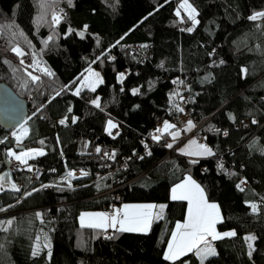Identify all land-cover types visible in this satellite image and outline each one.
Instances as JSON below:
<instances>
[{"label": "trees", "instance_id": "16d2710c", "mask_svg": "<svg viewBox=\"0 0 264 264\" xmlns=\"http://www.w3.org/2000/svg\"><path fill=\"white\" fill-rule=\"evenodd\" d=\"M181 1L0 0V80L29 104L17 128L0 123V264H202L193 252L165 259L188 209L170 192L186 175L220 203L218 229L236 233L214 240L216 255L203 264H264V18L249 19L264 12V0H189L199 23ZM90 66L103 80L77 95ZM185 110L213 154L178 152L182 135L168 147L173 128L152 138L161 119L175 127L190 121L180 118ZM20 126L26 133L18 143ZM11 147H43L44 154L21 163ZM31 164L43 168L38 180ZM74 168L88 173L59 180ZM140 200L166 205L147 232L79 220L87 209L114 213L115 204ZM248 233L255 237L251 255Z\"/></svg>", "mask_w": 264, "mask_h": 264}, {"label": "snow or ice", "instance_id": "6c2138e0", "mask_svg": "<svg viewBox=\"0 0 264 264\" xmlns=\"http://www.w3.org/2000/svg\"><path fill=\"white\" fill-rule=\"evenodd\" d=\"M71 2V0H69ZM43 6V5H42ZM181 9H184L187 12L188 18L191 19L194 23H199V21L196 19L197 11L192 6V4L189 3V0H183V3L180 5ZM177 15H180V12L177 11ZM264 18V12L262 13H256L249 17V19L255 21L257 19ZM52 20L54 23L58 24L61 20V16L58 14H54L52 17ZM87 27V26H85ZM188 31H192V28L187 29ZM81 36H83V32L80 33ZM49 40L52 39V37L48 38ZM47 42H45L46 45ZM12 51L17 55L22 57L25 55L23 49H21L19 46H15L12 48ZM35 56V53L33 54ZM21 63H23V60H21ZM43 71L51 76L53 73L48 69H43ZM91 71V70H89ZM247 71L246 69L244 70ZM91 74L97 78H99L98 72H91ZM29 75H31L29 73ZM33 80H38L39 77L32 76ZM121 81L123 80V74H120ZM99 82H102V80H99ZM89 87H92V90L95 91V87L91 84L88 85ZM80 89L77 88L76 94H79ZM138 89L133 90V94L138 92ZM93 104L96 105V107H100L99 99L92 101ZM178 111H183L182 108H179L177 106ZM256 121L254 120L253 123ZM61 123H64V121H61ZM109 128L116 127L112 123L111 120L108 121ZM189 129L193 127L192 122H188ZM175 128V125L169 124L168 122L164 123L163 129H157V132H165L169 129ZM111 134V133H109ZM173 137V139H176L179 135L178 132H172L170 133ZM227 133H225L226 135ZM154 140H159L160 136L153 135L152 137ZM19 140L20 137H17ZM43 143V141H41ZM195 141H192L191 144H195ZM168 147H172L171 144L168 145ZM190 147V146H189ZM200 152L197 153H191L186 152L185 154H208L211 155V149L207 148L204 145H199ZM97 152L100 151L99 148L96 149ZM184 151V150H181ZM30 152H35L37 155H43L44 153L42 151H36V150H29L28 152H24L20 155H17L16 153H11L15 157L16 160L20 161L21 163H27V160L25 157L30 155ZM105 155H108L105 153ZM114 158V154L112 157ZM195 163V161H193ZM70 175H72L70 173ZM86 175V173H85ZM6 178L0 176V190L4 189ZM47 187V186H45ZM11 188L15 191H20V189L15 185L12 184ZM243 190V189H241ZM29 195L31 193H28ZM173 200H186L189 203L188 208V218L186 222L184 223H177L176 229L172 233L171 242L168 245V250L165 255V259L169 261H175L181 256L186 255L189 252H193L196 256H198L203 264V261L206 260L209 256L216 255L215 250L210 247L209 237L212 238V240L221 239L224 237H230L235 236L236 233L234 231L232 232H225V233H219L216 230V224L220 221V214L218 205L214 203H209L206 195L204 193L203 188L200 187L199 184H197L192 178L189 176L183 183L176 185L172 189V197ZM159 207L161 209V212L163 211V208L166 207L164 205L156 206V205H136V206H130L125 205L123 209V215L121 218V210L117 209L116 214L113 216H108V214H97L100 217L99 223H93L89 224V227H99V228H105V227H112L116 228L117 224L120 225L118 231L126 232V231H135V232H147L152 223L153 219V209ZM253 212L257 211V206L252 205ZM89 215V214H84ZM37 216L42 219L43 214L37 213ZM84 217H81V221L83 222ZM110 221V223H109ZM8 226H11L12 220H8L7 222ZM4 231H7V228L3 229ZM246 240L249 242L254 241V236H248L246 237ZM203 246V247H202ZM249 248H252V244L249 243ZM39 254V246H37V250L33 252V256ZM51 253L49 252V256ZM249 255H251V251L249 252Z\"/></svg>", "mask_w": 264, "mask_h": 264}, {"label": "rangeland", "instance_id": "374dc122", "mask_svg": "<svg viewBox=\"0 0 264 264\" xmlns=\"http://www.w3.org/2000/svg\"><path fill=\"white\" fill-rule=\"evenodd\" d=\"M182 3H183V0L181 1V4ZM189 3L191 4L190 1H189ZM179 11H180V9H179ZM33 61H34L35 64L39 63V60H37V56L36 55L33 56ZM89 70H91V71H89ZM91 72H98L99 73V78L93 76L91 74ZM81 80L82 81L80 82V85L77 87L80 90H81V88H89V89H92V87H89L88 86L89 84H91L92 86L96 87L99 83H101V82H99V80H103V79H102V75H101L100 71L97 68H94L93 66H90V68H87V71L85 72V74L83 75V78ZM77 88L75 89V91L77 90ZM79 93H80V91H79ZM111 121L115 125V121H113V120H111ZM190 121L191 122H194V124L196 123L194 118H191ZM165 122L166 121H164V120L161 121L160 122V126L158 127V129H163V126H164V123ZM167 122L169 124H171L170 121H167ZM188 122L189 121H187V122H181V123H179V126L173 128L172 132H178L179 135L177 136L176 139H173V137L171 135L169 137V141L167 142V145L171 144L172 145L171 148H173L174 147V144L178 141V139L183 136L182 135V130H183L182 128H184V129H187L189 132H191V134L188 137H186L185 139H183L179 144L176 145L178 152H180V153L181 152L182 153H186V152L197 153V152H200L201 151L200 148H199V145H204L207 148L211 149V152L213 154L214 149L211 147V145L207 141H205L204 139H201L199 133L194 132V129H195L194 127L193 128L191 127L189 129ZM25 133H26V127L25 126H20L18 128V130H16V131L13 132V135L16 137V139H17V137H20L19 140L17 139L18 143L21 141V139L23 138V136L25 135ZM154 133H155L154 135L160 136V139L163 138L164 132H157V131H155ZM183 138H184V136H183ZM192 141H195L196 143L195 144H191ZM29 150H36V151H42L43 152L44 151V148L43 147H30V148H24V149L23 148L16 149L15 147H11L10 153H13L14 152L17 155H20V154H22L24 152H28ZM181 150H184V151H181ZM35 154H36L35 152H30V155L27 156V157H25V159L28 160L31 155H35ZM187 155H189L190 157L208 156V154H200V155L187 154ZM12 157L15 158L13 155H12ZM16 161H18V160H16ZM18 162H20V161H18ZM189 176L192 178V180H194L197 184H199L201 188H203L202 185L194 179V177H192L191 175H188L187 177H189ZM204 193H206V192H204ZM210 203H214V204L218 205L219 214H220V218H221L222 213H220V203L217 200H215V201L214 200H210ZM125 205H130V206H136V205H156V206H160V205H164V206H166L165 205V202H163V201L162 202H156V201H152V200L151 201H144V200H140V201H129V202H122L119 205L118 204H115L114 207L116 208V210L117 209H120L121 210V218H122V215H123V209H124V206ZM165 209H166V207H164L163 208V211L161 212V209L159 207L154 208L152 210L153 211V219H152V222L155 219H159L160 217H162V215L165 212ZM116 210H115L114 213H109V210L108 209H105V208L87 209V210H84V211L81 212L80 217H79V220H80L81 224L84 225V226H87V225L93 224V223H99L100 222V217L97 214L104 213V214H108V216L110 217V216H113V215L116 214ZM84 214H89V215H84ZM82 216L84 217L83 222L81 221V217ZM8 220H11V218L1 219V221H3L4 224H7L6 222ZM109 223H110V221H109ZM151 225H152V223H151ZM117 227H120V225L117 224ZM216 230L219 233H225V232H232V231H234L233 229H226L225 231H220L218 229V227H217V224H216ZM178 264H181V263H178Z\"/></svg>", "mask_w": 264, "mask_h": 264}, {"label": "water", "instance_id": "95a60500", "mask_svg": "<svg viewBox=\"0 0 264 264\" xmlns=\"http://www.w3.org/2000/svg\"><path fill=\"white\" fill-rule=\"evenodd\" d=\"M29 104L25 97L18 94L10 83L0 80V123L5 128H17L28 117ZM4 155L5 163L11 160Z\"/></svg>", "mask_w": 264, "mask_h": 264}, {"label": "built area", "instance_id": "2783aa9c", "mask_svg": "<svg viewBox=\"0 0 264 264\" xmlns=\"http://www.w3.org/2000/svg\"><path fill=\"white\" fill-rule=\"evenodd\" d=\"M29 57H30L29 54H27L26 55V58L29 59ZM180 118H181L182 121H186V120L190 119V113L185 110L181 114ZM161 121H163V119H161ZM199 126H200L199 123L196 124V126L194 127L195 128L194 131L197 130V129H199ZM182 129H183L182 130V135L184 136V138L188 137L191 134V132H189L187 129H184V128H182ZM201 139H204V137L201 136ZM11 166L12 167H15L16 166V163L15 162L12 163ZM27 169H29L30 171H32L31 174H32V178L33 179L38 180L42 176L43 168L38 167L36 164H31V165L27 166ZM70 173L72 175H70ZM85 173L86 174L88 173V171L86 169L85 170H83V169H77V168L70 169L65 175H63V177H60L59 180H61V181L66 180L67 182H70L71 183L74 178L82 177V176L85 175ZM113 210H114V208H111V211H113Z\"/></svg>", "mask_w": 264, "mask_h": 264}, {"label": "crops", "instance_id": "0c3cea01", "mask_svg": "<svg viewBox=\"0 0 264 264\" xmlns=\"http://www.w3.org/2000/svg\"><path fill=\"white\" fill-rule=\"evenodd\" d=\"M192 125H194V122H192ZM192 128H193V127H192ZM171 132H172V131H171ZM170 136H171V135H170ZM187 176H188V175H186L185 178L182 179L181 182H179V183L173 185V186H172V189H173L174 187H176V185L181 184L182 182H184V181L188 178ZM172 189H171V192H170L171 196H172ZM205 195H206V193H205ZM206 198H207V195H206ZM207 200H208V198H207ZM208 202L210 203V200H208ZM187 204H188V208H189V203H187ZM187 218H188V209H187L186 217H185L184 221H182V222H180V223H184V222H186ZM248 236H254V235H253L252 233H248V234L245 235V241H246V244H247V246H248V251H251L252 248H253V244H252L253 241L249 242L248 240H246V237H248ZM208 239H209V242H210V247L213 248V249L215 250L214 240H212L211 237H209ZM249 243L252 244V248H251V249L249 248ZM202 247H203V246H202Z\"/></svg>", "mask_w": 264, "mask_h": 264}]
</instances>
